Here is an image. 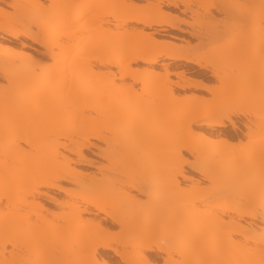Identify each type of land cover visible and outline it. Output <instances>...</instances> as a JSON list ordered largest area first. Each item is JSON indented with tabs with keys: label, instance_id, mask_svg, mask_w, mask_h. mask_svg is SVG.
I'll list each match as a JSON object with an SVG mask.
<instances>
[{
	"label": "bare ground",
	"instance_id": "obj_1",
	"mask_svg": "<svg viewBox=\"0 0 264 264\" xmlns=\"http://www.w3.org/2000/svg\"><path fill=\"white\" fill-rule=\"evenodd\" d=\"M0 79V237L25 251L0 264H264V0H0ZM192 140L222 157L190 164ZM193 227L225 231L206 258Z\"/></svg>",
	"mask_w": 264,
	"mask_h": 264
},
{
	"label": "rangeland",
	"instance_id": "obj_2",
	"mask_svg": "<svg viewBox=\"0 0 264 264\" xmlns=\"http://www.w3.org/2000/svg\"><path fill=\"white\" fill-rule=\"evenodd\" d=\"M45 1V0H42ZM239 1V0H238ZM142 4L144 3V1H141ZM192 8H196L195 5H192ZM214 15V18L217 19H221L223 18V15H219L216 14L214 12H212ZM186 20L189 21V18H185ZM137 27L135 25H128L129 27ZM78 36L80 35H84V33H80L77 34ZM159 40H164V38H159L156 37ZM20 42L22 43H26L27 46L21 48L19 45H15L12 46V48H14L15 51H20L23 53H29L32 54L34 57H36V59L40 60V54L44 51L42 47H40L39 45L33 44L27 40H25L24 38H20L19 39ZM57 41L59 42V44H66L68 42V40H66L63 37L57 38ZM193 42V41H192ZM176 43H183V42H176ZM132 68L134 69H142L147 67L145 64H141V63H137V64H132L131 65ZM173 68V67H172ZM155 69L157 71H160V67H155ZM110 70L113 71V73L115 75L116 74V70L113 67H110ZM175 77L171 76V79L173 80ZM127 80V79H126ZM175 80V79H174ZM116 83H120L118 81V79L115 80ZM208 83L210 84H216V82L213 79H209ZM259 87L262 89L259 91V93L264 92V80L260 83H258ZM6 83L0 79V95L2 96H6V97H10V98H16L17 94L15 93L14 89L11 90L8 93V90L5 89ZM136 86L139 87V84H137ZM34 86H28V89L33 88ZM78 87H81V84H78ZM136 88L137 93H139L140 91ZM27 89V88H26ZM190 93H195V94H200V93H196L193 91H186V92H180V96H183L185 94V96H188ZM202 96L210 98V96L208 94L205 93H201ZM248 108H252L253 107V103L249 104L247 106ZM237 120V119H235ZM242 120V119H241ZM256 127V126H255ZM193 130L195 132H199V128L197 127H193ZM217 130V129H216ZM213 131V135H215L218 131L221 132H227L228 129H218L217 131ZM92 144H94L96 147L102 149L104 146L101 142H98L96 140H92L91 141ZM191 146L197 148L200 151L199 156L197 155H189L188 153H183L184 158L191 164L194 163L195 161H198L199 163L202 162H209L211 159H219L220 157H222L221 154H217L216 153V147L214 144H209L208 146H201L200 143L197 140H192ZM261 145L260 144H256L254 145L252 148H249L248 150H254V149H261ZM99 150L97 148H90L89 151L85 152L86 157L88 158V160H90L92 163L91 165H77V164H72V167H75L77 170H80L81 172H84L86 174H95L97 171V168L100 166H107V162H105L104 160H102L100 157L97 156V154ZM242 152H237L236 154L239 155ZM72 159H74V156H70ZM184 174L186 176H192L195 179H199V176L196 172L191 171L189 169V167H184ZM221 184V183H219ZM189 183H182L181 188L182 190L179 193V196H184V195H190L193 194L191 197L192 198H196V197H200L202 195H204L205 193L208 192V189L211 187V184L208 183L207 181H201L200 185L198 186V190H191L190 187L188 186ZM223 185V184H221ZM219 185V186H221ZM63 188H67L69 186H67V184L62 183ZM222 187V186H221ZM41 191L46 192L47 194H49L50 196H53L57 201H62L64 200L66 197L63 193H58V192H54V191H50L47 189H42ZM132 194H135L134 192H132ZM218 200H221L218 198ZM41 202V204L43 205V209L40 211L41 216H44L46 218H50L49 213L52 212H57L58 211V206H56L55 204H53L52 202H49L48 200H46L45 198H43V200H39ZM2 214L0 213V216ZM31 222H35V217L31 215L30 218ZM254 224H256L259 229L258 234L263 235V231H264V224H262L261 222H259L258 219H254L251 220ZM244 224V223H243ZM245 225V224H244ZM187 234L190 236L191 239V243H193L194 245H197L198 247H200V251L199 253H197V255L195 256L196 259H203L206 258L208 253H212L216 250V247L218 245L219 242L222 241V239L225 236V231H209V232H204L203 230H201L200 228H196L193 227L191 229H189L187 231ZM237 238V237H236ZM18 245V243L12 242L10 240L6 241L5 239H3L2 237H0V251L5 248V250L8 251H13V253H25L24 249L21 248L20 246H17V248H14L13 246ZM39 263V262H43V258H40L38 256H36V254L34 256H30L27 261H25L22 264H29V263ZM192 264H203L201 261H194Z\"/></svg>",
	"mask_w": 264,
	"mask_h": 264
}]
</instances>
